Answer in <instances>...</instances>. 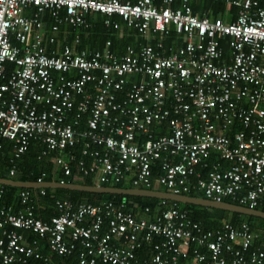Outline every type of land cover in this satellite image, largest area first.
I'll return each instance as SVG.
<instances>
[{"label":"built area","instance_id":"1","mask_svg":"<svg viewBox=\"0 0 264 264\" xmlns=\"http://www.w3.org/2000/svg\"><path fill=\"white\" fill-rule=\"evenodd\" d=\"M192 1L0 0V136L14 143V157L39 140L64 175L75 163L95 184L156 182L264 206V6L231 0L238 13L225 21L194 14ZM92 13L155 40L121 53L110 40L102 49L46 48L63 24L88 30ZM171 29L182 45H165ZM212 154L203 178L198 167ZM19 196L27 204L30 192ZM54 207L58 214L42 219L33 205L0 204V264L46 263L40 242L60 256L77 252L75 264H264V227L247 222L205 228L174 205L136 210L125 198Z\"/></svg>","mask_w":264,"mask_h":264},{"label":"trees","instance_id":"2","mask_svg":"<svg viewBox=\"0 0 264 264\" xmlns=\"http://www.w3.org/2000/svg\"><path fill=\"white\" fill-rule=\"evenodd\" d=\"M260 5L264 6V0H260ZM192 12L200 17L207 16L210 19H216L224 16L225 11L235 7L236 10L238 6L231 3V0H194L190 3ZM231 7V8H230ZM231 11V10H230ZM228 12L230 17L229 21H232L234 17L231 16V12ZM98 14V13H97ZM99 20L95 23L93 29L87 30V40L82 37L78 42V48L83 49L85 47L89 48H100L107 40H110L112 45L117 48L120 52L124 49L125 45L138 44V40H134L133 37L125 38L126 40L119 41L115 38L114 32L115 28L112 26H106L104 20ZM221 18V19H222ZM114 19H120L116 17ZM63 25L61 26V29ZM171 34V35H170ZM170 36L165 39V45L169 46L170 42L176 39V32L171 29ZM136 36L139 37L138 34ZM178 40V39H177ZM136 41V42H135ZM145 43L144 40H141ZM179 41V40H178ZM223 50L225 52L229 51L228 45H223ZM7 69L12 68L10 63L6 64ZM14 143L0 136V177L9 178L19 181H31L35 182L39 177L44 181H66L71 183L79 184H95L91 176H85L78 172L76 165H72V173L70 175H64L61 170L55 167L53 162V157L56 156L57 152H50L49 154L43 156L42 150L45 149V145L39 140H31L29 147L24 151L19 157H14ZM68 151V150H66ZM72 151H74L77 157L81 154V145H77ZM65 154V153H64ZM218 160L217 156L212 154L210 160L208 161V167L202 168L198 167L201 171V175L204 178L206 171L210 168L213 162ZM226 164V163H225ZM161 170L159 163H156L152 167L153 179L160 175ZM195 178L190 177V182L193 184ZM104 186H118V187H129V183L120 184H110L104 183L100 184ZM23 189H27L30 192V199L27 202L29 205L34 206V211L37 217L42 219H48L53 214H58L54 204L56 200H67L73 203L90 202V203H100L104 200H113L116 202L121 201L125 198L130 206H133L136 210H140L144 207H149L152 212L160 211L169 206H176L181 210H185L188 213V217L192 220L200 222L205 228H217L226 219L232 221L234 224L238 225L242 222L249 223L254 230H258L264 227V219L242 215L238 213H230L228 211L220 209H209L203 206L194 204H183L176 203L173 201H166V204H161V201L156 198L150 197H139V196H129V195H113V194H99V193H89L80 191H70L64 189L51 190L49 188H18L12 186L0 185V190L3 191V198L0 199V203L13 204L15 209L18 207H23L27 204H22L20 202V192ZM188 195L204 197L203 193L199 190H190ZM264 197V196H263ZM225 201L233 202L239 204L238 201L226 198ZM259 210L264 211L263 205H258L256 207ZM41 243V251L49 256V261L46 263L43 261H35L36 264H75L77 261V252L69 256H60L53 253L46 247L45 242ZM147 251V246H144L142 250L138 251V255L145 257ZM148 253V251H147Z\"/></svg>","mask_w":264,"mask_h":264},{"label":"water","instance_id":"3","mask_svg":"<svg viewBox=\"0 0 264 264\" xmlns=\"http://www.w3.org/2000/svg\"><path fill=\"white\" fill-rule=\"evenodd\" d=\"M0 185L19 187V188H49V189H64L70 191H80L99 194H113V195H129L139 197H150L158 200L173 201L176 203H189L203 206L209 209H220L230 213H238L247 216H253L264 219V211L259 209L249 208L244 205L227 202V201H213L200 196H191L188 194H176L167 190L159 189H143L136 187H118V186H104L100 184H79L66 181H43L42 183L31 181H19L9 178L0 177Z\"/></svg>","mask_w":264,"mask_h":264},{"label":"crops","instance_id":"4","mask_svg":"<svg viewBox=\"0 0 264 264\" xmlns=\"http://www.w3.org/2000/svg\"><path fill=\"white\" fill-rule=\"evenodd\" d=\"M228 9L225 11V14H224V16H223V18L222 17H220V18H216V19H223V20H225V21H229L228 20V18L230 17V15L228 14V12L230 11L231 12V16L232 17H234L233 18V20L236 18V15H237V13H238V8H237V10H236V8L235 7H230L231 9H229V7H227ZM116 18V17H115ZM44 19H45V21H46V25L47 26H49L50 25V23H51V19H50V17H49V15H48V13H45V17H44ZM88 19L91 21V26H90V28L89 29H93L94 28V25H95V23L97 22V21H99V20H102V15H100V14H97V13H92V14H89V17H88ZM116 20V23H117V25L118 26H113L112 25V27L113 28H115V32H114V36H115V38L117 39V40H119V41H121V40H123V41H125L126 39L125 38H130V37H133L134 38V40H138V38H139V40L141 39H143L144 40V42L146 43V42H153L154 40H155V36H144V35H139V37L138 36H136V33H135V31L131 28V27H129V26H127L125 23H124V21H122L121 19H115ZM62 26V25H61ZM110 27V26H109ZM63 29H61V27H60V32L59 33H57V40L55 41V43H54V45L53 44H50V43H48L47 41H45L44 42V44H45V46H46V48L49 50V49H52L53 47H55V48H57L58 49V51L62 48V46L64 45V44H69V45H74L76 48H78V42L80 41V39H81V37H82V33H84V35H83V37H85L84 39H86L87 40V34L85 33V32H87V30H77V29H75V28H73L72 26H70V25H68V24H63V27H62ZM88 29V30H89ZM179 41H178V40ZM140 40V42H141V44H145V43H142V41ZM136 42V41H135ZM184 43V38L182 37V36H180L179 38H176V39H174L172 42H170V46H173V47H176V46H179V45H182ZM140 44V43H139ZM139 44H138V42L136 43V44H131L134 48H138V46H139ZM104 45H105V43L100 47V48H89V47H85L86 49H102L103 47H104ZM223 45H226V42L225 41H223ZM127 45H125V47H126ZM124 47V48H125ZM115 48V46L114 45H112V43H111V46H110V49L112 50V51H114V52H118L117 51V48L116 49H114ZM79 49V48H78ZM124 51V49H122L120 52H118V53H121V52H123ZM50 152H54V151H49L48 152V154L50 153ZM57 155V154H56ZM54 158H55V156L53 157V162H54ZM55 163V162H54ZM72 165H75V163H72ZM55 167L56 168H58L59 170H61L56 164H55ZM19 188V187H18ZM154 188L155 189H159V190H165L164 188H162V187H160L156 182H155V184H154ZM38 189V188H37ZM51 190H53L54 191V189H51ZM3 198V191H2V196H1V198L0 199H2ZM228 202V201H227ZM0 204H3V205H9V206H11L12 208H13V210L14 211H17V210H19V209H21L22 207H18V208H16L15 209V207H14V205L13 204H8V203H0ZM35 209V208H34Z\"/></svg>","mask_w":264,"mask_h":264},{"label":"clouds","instance_id":"5","mask_svg":"<svg viewBox=\"0 0 264 264\" xmlns=\"http://www.w3.org/2000/svg\"><path fill=\"white\" fill-rule=\"evenodd\" d=\"M233 203V202H232Z\"/></svg>","mask_w":264,"mask_h":264}]
</instances>
